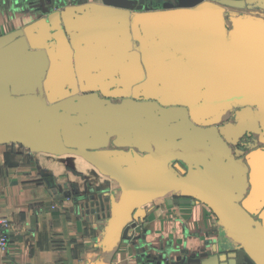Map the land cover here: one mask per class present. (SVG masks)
<instances>
[{
  "label": "water",
  "instance_id": "1",
  "mask_svg": "<svg viewBox=\"0 0 264 264\" xmlns=\"http://www.w3.org/2000/svg\"><path fill=\"white\" fill-rule=\"evenodd\" d=\"M70 1L0 35V145L74 154L117 184L89 264L167 197L206 205L217 237L148 264H264V0Z\"/></svg>",
  "mask_w": 264,
  "mask_h": 264
},
{
  "label": "crops",
  "instance_id": "2",
  "mask_svg": "<svg viewBox=\"0 0 264 264\" xmlns=\"http://www.w3.org/2000/svg\"><path fill=\"white\" fill-rule=\"evenodd\" d=\"M54 1L0 0V35L23 28L51 7L55 10L59 5ZM33 154L19 145H0V213L11 223L0 264L93 262L99 253V212L108 204L104 193L116 190L117 184L90 171L91 186L80 183L78 191L72 187L71 196L62 197L68 187L55 178L61 171L33 158ZM169 199L158 198L145 207L144 222L129 231L111 264H148L149 258L158 255L174 261L181 250L194 253L216 239V219L206 205L168 203Z\"/></svg>",
  "mask_w": 264,
  "mask_h": 264
},
{
  "label": "rangeland",
  "instance_id": "3",
  "mask_svg": "<svg viewBox=\"0 0 264 264\" xmlns=\"http://www.w3.org/2000/svg\"><path fill=\"white\" fill-rule=\"evenodd\" d=\"M32 157L35 159H41L48 167L61 171V173L55 175V178L60 183H65L63 187H68V190L71 192H73L72 187L78 191L80 183H88V186H91L89 181H91L93 176L90 171H92L94 175H100L93 166L88 164L83 158L74 154L54 156L39 153L35 155L33 154ZM63 187L60 185L59 189H62Z\"/></svg>",
  "mask_w": 264,
  "mask_h": 264
},
{
  "label": "built area",
  "instance_id": "4",
  "mask_svg": "<svg viewBox=\"0 0 264 264\" xmlns=\"http://www.w3.org/2000/svg\"><path fill=\"white\" fill-rule=\"evenodd\" d=\"M99 214L101 222L103 223L107 219L109 214V203L100 210ZM10 225V220L0 213V251H5L9 243V236L7 231Z\"/></svg>",
  "mask_w": 264,
  "mask_h": 264
},
{
  "label": "flooded vegetation",
  "instance_id": "5",
  "mask_svg": "<svg viewBox=\"0 0 264 264\" xmlns=\"http://www.w3.org/2000/svg\"><path fill=\"white\" fill-rule=\"evenodd\" d=\"M164 1V0H148V5L149 6H155L157 4H159V2ZM255 12L258 13V15H263L264 16V12H261L260 10H255ZM237 108H234V110L231 112V121H234V115H235V111H237ZM255 142L253 139V136H250L249 134H244V136L240 139V143L237 145V148L243 152H249L251 151L253 148H255Z\"/></svg>",
  "mask_w": 264,
  "mask_h": 264
}]
</instances>
